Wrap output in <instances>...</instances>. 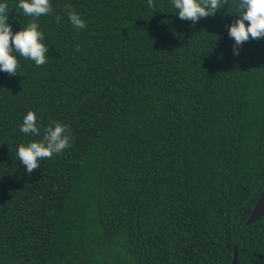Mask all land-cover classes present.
<instances>
[{
    "label": "trees",
    "instance_id": "16d2710c",
    "mask_svg": "<svg viewBox=\"0 0 264 264\" xmlns=\"http://www.w3.org/2000/svg\"><path fill=\"white\" fill-rule=\"evenodd\" d=\"M154 2L51 0L48 62L0 71V264H233L235 246L264 264V216L246 224L264 192V38L234 54L239 0L195 23ZM7 3L19 32L33 18ZM29 111L40 136L20 131ZM53 121L71 146L29 174L18 146Z\"/></svg>",
    "mask_w": 264,
    "mask_h": 264
},
{
    "label": "clouds",
    "instance_id": "9594fccd",
    "mask_svg": "<svg viewBox=\"0 0 264 264\" xmlns=\"http://www.w3.org/2000/svg\"><path fill=\"white\" fill-rule=\"evenodd\" d=\"M171 4L178 10L181 20L198 22L210 15L214 16L229 0H171ZM149 9L155 10L154 0H147ZM8 3H0V71L10 75H17L19 60L16 54L26 60H31L37 67L48 62L49 48L45 43V34L39 30L36 22L41 16L53 13L51 0H19L18 10L32 17V21L23 30L13 33L8 23ZM68 19L76 29H85L86 21L76 12L72 5H65ZM239 18L229 26V37L235 41L234 54L239 55V48L250 39L264 38V0H239L236 13ZM57 22L61 20L56 17ZM247 22V24H246ZM80 52V46L75 49ZM20 131L24 135L40 136L41 129L35 112L29 111L23 118ZM71 134L68 126L53 121L45 129L41 140L20 144L17 149L19 161L26 166L31 174L41 167V161L58 155L71 146Z\"/></svg>",
    "mask_w": 264,
    "mask_h": 264
},
{
    "label": "water",
    "instance_id": "95a60500",
    "mask_svg": "<svg viewBox=\"0 0 264 264\" xmlns=\"http://www.w3.org/2000/svg\"><path fill=\"white\" fill-rule=\"evenodd\" d=\"M263 216H264V192L262 193V195H261L259 201L257 202L255 208L251 212L246 224L248 226L253 225L254 223L261 220V218ZM233 264H239L237 246H235Z\"/></svg>",
    "mask_w": 264,
    "mask_h": 264
}]
</instances>
